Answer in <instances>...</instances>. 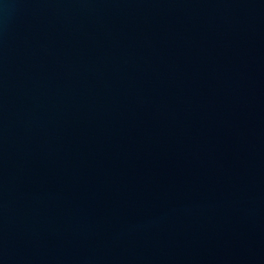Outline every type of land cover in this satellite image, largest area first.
Wrapping results in <instances>:
<instances>
[{
  "label": "water",
  "instance_id": "1",
  "mask_svg": "<svg viewBox=\"0 0 264 264\" xmlns=\"http://www.w3.org/2000/svg\"><path fill=\"white\" fill-rule=\"evenodd\" d=\"M0 264H264V0H0Z\"/></svg>",
  "mask_w": 264,
  "mask_h": 264
}]
</instances>
